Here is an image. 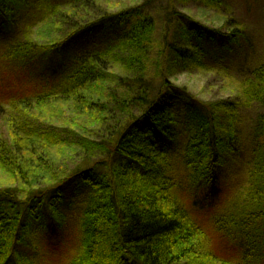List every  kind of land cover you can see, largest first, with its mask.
Here are the masks:
<instances>
[{"label": "trees", "instance_id": "1", "mask_svg": "<svg viewBox=\"0 0 264 264\" xmlns=\"http://www.w3.org/2000/svg\"><path fill=\"white\" fill-rule=\"evenodd\" d=\"M24 7L23 0H0V30L10 31ZM144 8L106 12L87 21L89 14L55 4L44 9L42 19L62 14L68 27L62 38L47 44L27 37L9 41L0 55L6 65L0 73L5 132L0 133V171L14 183L0 187V264H15L22 257L23 234L43 209L57 217L65 201L82 195L89 205L81 221V256L73 264L264 260V238L246 232L245 226L252 232L254 216L230 229L231 234L239 231L234 263L209 248V233L184 205L178 180L184 174L195 187L190 206L211 201L222 168L239 157L238 109L264 106V62L239 82L235 97L201 104L170 82V68L204 67L208 53L230 51L243 31L210 29L171 6L167 27L156 33V21ZM98 37L105 38L103 45L93 41ZM211 72L230 77L224 67ZM256 124L264 140V116ZM67 152L71 156L62 154ZM71 160L76 163L69 169ZM244 173L240 197L245 207L264 204L259 143ZM22 201L27 206L22 208Z\"/></svg>", "mask_w": 264, "mask_h": 264}, {"label": "rangeland", "instance_id": "2", "mask_svg": "<svg viewBox=\"0 0 264 264\" xmlns=\"http://www.w3.org/2000/svg\"><path fill=\"white\" fill-rule=\"evenodd\" d=\"M23 1L25 7L15 14L12 29L10 31L0 30V55H3L11 41H22L25 37L40 44L51 43L54 39L62 38L63 32L68 30L65 21H62V14L59 13L57 17L43 20L42 12L46 7L55 4L62 7L67 5V7H72V11L74 9L81 15L87 13L90 17L92 16L87 20L89 21L106 12H124L142 5L145 6L146 14L155 19L156 33H163L167 27L169 23L167 20L170 18L167 14L171 6L180 16L190 17L191 20L210 29H218L227 33L231 27L235 26L243 31L244 37H240L238 43L231 44L229 46L230 51H225L222 54L217 53L216 56L208 53L209 56L203 62L204 67L181 64L178 67L170 68L168 76L170 82L178 88L184 89L188 95L201 104L211 105L218 100L235 97L234 93L239 87V82L245 80L252 69L264 62V0ZM86 9L88 12L84 11ZM62 12L68 13V16L71 17L69 10L62 9ZM81 15L76 16L80 17ZM174 25L175 21L171 30L174 29ZM104 40V37L101 39L98 37L93 41L98 42V45H103ZM177 41L180 42V39L177 38ZM5 67L4 58L0 57V73ZM219 67H224L230 77L225 79L211 72L212 69ZM118 91L121 92V89ZM218 113L221 115L224 112L219 110ZM236 116L235 124L238 123V133L235 149L238 151L239 157L236 158L237 162L230 164L228 161L227 165L222 168L211 201H208L207 206H205L207 201L199 204L198 208L190 206L189 199H193L195 187L189 185L184 174L180 175L178 179L181 186L179 194L182 195L184 205L191 211V216L209 233V248L215 250L219 257L225 256L232 263H234L236 255H239L235 237L239 231L233 229L235 230L234 234L230 232L234 224L245 225L247 221L252 222L254 220L249 216H254L256 221L252 222L253 230L251 232V229L245 226L246 232L248 235L259 234L264 238V216L260 215V212L264 210V204L258 202V206H256L254 202L252 206L247 208L245 207L246 203L243 202L245 201L244 197H240L241 189L246 182L244 170L251 163L252 151L256 149L258 143L264 153V140L257 136L255 131V128L257 130L258 117L264 116V106L243 104L238 109ZM2 124L3 120L0 116V133L3 135L5 132ZM228 127V124H224L223 129ZM62 154L67 157L71 156L69 152ZM73 161L68 162L67 167L69 169L76 163ZM9 177L0 171V187L14 184ZM87 194H89L88 191ZM83 198L82 195L81 198L75 197L74 201H65L67 205L60 210L57 217H49V213L43 209L40 214L41 218L31 222L28 230L24 231L23 241L18 248L20 250L19 256L22 257L18 259L19 261L15 259V264H73L74 261H77L81 256V221L83 212L89 205V201H84ZM21 203L22 208L27 206L26 201ZM218 224L222 230L217 233L214 227H217L215 225ZM239 237L242 238V236ZM244 238L246 239V237ZM256 264H264V260L259 259Z\"/></svg>", "mask_w": 264, "mask_h": 264}]
</instances>
